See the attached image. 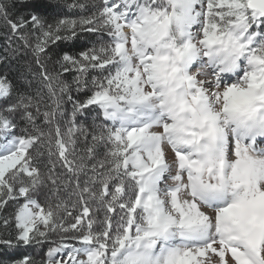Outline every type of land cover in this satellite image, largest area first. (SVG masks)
Instances as JSON below:
<instances>
[{
  "label": "snow or ice",
  "instance_id": "snow-or-ice-1",
  "mask_svg": "<svg viewBox=\"0 0 264 264\" xmlns=\"http://www.w3.org/2000/svg\"><path fill=\"white\" fill-rule=\"evenodd\" d=\"M0 21L31 53L15 76L0 54V264H264V0H0Z\"/></svg>",
  "mask_w": 264,
  "mask_h": 264
},
{
  "label": "trees",
  "instance_id": "trees-1",
  "mask_svg": "<svg viewBox=\"0 0 264 264\" xmlns=\"http://www.w3.org/2000/svg\"><path fill=\"white\" fill-rule=\"evenodd\" d=\"M39 3L42 4H48L50 0H38ZM56 0H51V3H55ZM68 2H71V0H68ZM80 2H84V0H80ZM89 3H96L99 4V0H89ZM40 11L44 14H47L49 18L51 19L52 17L56 16L59 11H66L65 9H56L54 7H43L40 9ZM10 31L7 29V27L4 25L3 21H0V54H3V51L5 47L10 46V47H19L21 49L22 55L18 57L20 64L17 65L16 60H12L9 65L10 69V75L15 76L16 75V70L18 67L22 66L26 61H31V53L28 49H25L23 47V42L17 39L15 36L11 37V40H9L10 36ZM84 35H89V34H82ZM30 40L32 43H35V36L30 37ZM96 43V37L94 35H89V39H76V40H67V41H59L57 42L56 45H52L50 48V52L53 57V62L58 58L57 54L62 55L63 52H69V53H77L79 51L84 50V45L87 44V46H91L92 44ZM51 66V64H50ZM8 70L5 68L4 65L0 64V71H5ZM56 71H59V66L56 65ZM95 71L91 72L89 75H97ZM76 75L75 72H69L63 75V79H65L69 85V93L72 97L73 100L77 99H84L87 94H90L88 92V89H82L81 91L77 92L76 91V85L73 82V77ZM34 87H40L39 80L37 79L34 83ZM91 85L89 84V88ZM65 94L64 96V101L62 103V111L64 115L60 117L61 120V127L62 129H67L70 124L68 121L71 119V112L73 108L72 101H69L67 99V95ZM45 109L41 108V111L43 112ZM97 111L98 110H90L85 116H78L76 123L79 125H83L85 128H88L89 134L91 133L92 129L89 127L92 125L94 122L99 123L100 120H102V117H97ZM43 117L39 116L37 117V123L42 124ZM90 139V135H89ZM78 144L80 148H83L84 146V140L83 137H80L78 140ZM64 214V213H63ZM76 213L73 212V215ZM96 217L98 220H102L104 217V212L103 210L95 213ZM69 217V216H68ZM72 220V217H69ZM71 222V221H70ZM60 233H53L51 234V239L54 241H58L60 239ZM74 241H68V243H71ZM54 246V245H53ZM49 245L48 243H45L43 246H36L35 249H29V252H34L36 254L37 259H40L42 256H44L47 252Z\"/></svg>",
  "mask_w": 264,
  "mask_h": 264
},
{
  "label": "rangeland",
  "instance_id": "rangeland-1",
  "mask_svg": "<svg viewBox=\"0 0 264 264\" xmlns=\"http://www.w3.org/2000/svg\"><path fill=\"white\" fill-rule=\"evenodd\" d=\"M60 215L63 218L62 222L65 223V225H67V223H69L71 221V219L67 215H65L63 213H60ZM71 243H74V242H71ZM77 246H79V245H77Z\"/></svg>",
  "mask_w": 264,
  "mask_h": 264
}]
</instances>
